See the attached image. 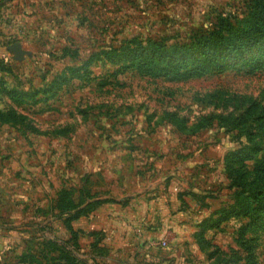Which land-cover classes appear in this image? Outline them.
Here are the masks:
<instances>
[{"label":"rangeland","instance_id":"1","mask_svg":"<svg viewBox=\"0 0 264 264\" xmlns=\"http://www.w3.org/2000/svg\"><path fill=\"white\" fill-rule=\"evenodd\" d=\"M245 5L0 0V264H264V42L178 81L114 75L95 56L188 45Z\"/></svg>","mask_w":264,"mask_h":264},{"label":"trees","instance_id":"2","mask_svg":"<svg viewBox=\"0 0 264 264\" xmlns=\"http://www.w3.org/2000/svg\"><path fill=\"white\" fill-rule=\"evenodd\" d=\"M263 42L264 0H246L242 17H219L211 30L192 37L188 45L168 47L162 42L128 40L118 48H112L95 56L99 57L96 61L101 62L106 58L108 64L115 66L114 75L136 70L149 78L178 81L198 78L213 66H216L218 71H222L219 63L221 59L228 57L229 54L236 57L244 53L247 48ZM190 52L199 53V60L192 67L186 66L180 59L181 54ZM82 68L71 72L75 75L74 78L85 82L86 79L80 72ZM61 81L63 79H56L51 86L59 87L62 85ZM45 92L48 91H43ZM21 95L34 97L36 93ZM262 121L259 119V122ZM253 174L257 184L254 189L255 194L253 193L257 203L254 209L257 218L259 212L264 209V157L254 166ZM72 205L68 194L62 191L56 202L57 208L61 211L70 210ZM255 218L251 224L256 223ZM66 261L69 264H85V261L72 257Z\"/></svg>","mask_w":264,"mask_h":264},{"label":"water","instance_id":"3","mask_svg":"<svg viewBox=\"0 0 264 264\" xmlns=\"http://www.w3.org/2000/svg\"><path fill=\"white\" fill-rule=\"evenodd\" d=\"M11 51H13L18 57H22L23 52L20 49V46L18 44H14L9 47Z\"/></svg>","mask_w":264,"mask_h":264},{"label":"crops","instance_id":"4","mask_svg":"<svg viewBox=\"0 0 264 264\" xmlns=\"http://www.w3.org/2000/svg\"><path fill=\"white\" fill-rule=\"evenodd\" d=\"M123 225H124V223H123ZM131 226H134V227H137V226H138V227L141 228V225H140L139 223H138V224L134 223L133 225L131 224ZM123 229H125V228H123ZM141 231H142V230H141ZM129 232H131V231H128V233H129ZM146 238H148V237H147L146 234H144V232L142 231V236H141V238H140L142 241H139V242H141V243H139V244H140V245H141V244L143 245L144 242H145V240H146ZM140 239H139V240H140ZM148 242H149V241H148Z\"/></svg>","mask_w":264,"mask_h":264},{"label":"built area","instance_id":"5","mask_svg":"<svg viewBox=\"0 0 264 264\" xmlns=\"http://www.w3.org/2000/svg\"><path fill=\"white\" fill-rule=\"evenodd\" d=\"M157 244H158V243H157ZM155 245H156V244H155ZM160 245H161V246H165V243H164V242H161ZM160 245H158V246H160Z\"/></svg>","mask_w":264,"mask_h":264}]
</instances>
